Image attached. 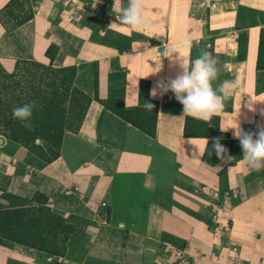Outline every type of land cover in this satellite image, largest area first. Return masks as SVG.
Here are the masks:
<instances>
[{"label":"crops","instance_id":"obj_1","mask_svg":"<svg viewBox=\"0 0 264 264\" xmlns=\"http://www.w3.org/2000/svg\"><path fill=\"white\" fill-rule=\"evenodd\" d=\"M10 1L0 0V11ZM19 1L16 13L34 15L9 30L0 21L4 68L21 59L74 67L75 84L98 98L50 160L37 135L14 122L10 139H0V210L41 206L40 194L64 216L97 222L105 238L76 246L72 235L56 261L0 244V264H264V169L242 162L231 129L236 120L245 131L264 127V0H143L146 24L137 30L116 21L126 0ZM185 39L192 47L180 50L183 59L202 50L215 58L214 87L240 82L208 122L182 115L171 92L151 95L157 80L180 71L179 54L163 58L164 46ZM118 97L143 122L101 102ZM216 137L232 160L212 151ZM11 143L16 151L1 150ZM76 247L87 255L69 257Z\"/></svg>","mask_w":264,"mask_h":264},{"label":"trees","instance_id":"obj_2","mask_svg":"<svg viewBox=\"0 0 264 264\" xmlns=\"http://www.w3.org/2000/svg\"><path fill=\"white\" fill-rule=\"evenodd\" d=\"M16 2L19 0H11L0 11V21L8 30L17 27L34 15L33 11L24 15L16 13L15 9L20 11L22 8V4L15 7ZM11 20L14 22L10 23ZM263 44L264 29L262 46ZM50 56L53 60L54 56ZM70 71H72L71 75ZM75 75L74 67H56L53 63L45 64L26 59L18 60L15 69L8 71L0 61V122L13 117L14 108L24 104H34L31 128L41 137L43 133L51 136V131L56 130L53 120L58 121L56 124L61 126V132H63L71 131V128L76 126V119L79 118L77 122L80 128L91 101L98 97L93 98L80 89L75 84ZM118 101L124 111L129 113L135 111V109L126 108L122 98ZM101 102L125 119L137 124L125 112L115 108L111 104L114 101L101 100ZM65 113H67L66 119ZM38 202L41 206L0 210V244L11 248L24 245L45 253L47 258L63 256L68 241L74 234L71 218L75 216H64L62 212L47 206L46 201L38 200ZM39 258L44 256L39 254Z\"/></svg>","mask_w":264,"mask_h":264},{"label":"clouds","instance_id":"obj_3","mask_svg":"<svg viewBox=\"0 0 264 264\" xmlns=\"http://www.w3.org/2000/svg\"><path fill=\"white\" fill-rule=\"evenodd\" d=\"M120 27L127 26L128 29L137 30L145 27L146 21L143 15V0H126V4L121 6L119 16L116 17ZM114 21L110 26H114ZM192 42L182 40L165 45L161 55L163 58H173L174 53L179 56L175 58L174 64L178 62L180 71L174 77L161 78L154 84L151 95L163 97L171 92L182 106V115L191 116L205 122L211 120L213 115L219 113L224 108V102L239 88V80H224L213 86L217 80L220 69L217 67L215 58L208 51L202 50L200 54L192 60L183 59L180 50H190ZM162 67L156 65L158 73ZM34 104H24L13 109V118L22 122L25 128H31V117ZM145 107L153 109L154 105L148 102ZM264 115V112L261 113ZM233 136L239 141L242 150V162L252 171L264 169V127L257 125V131H245L235 122L231 128ZM223 132L224 130L221 129ZM208 146V138H206ZM212 151L218 159L229 161L233 158L229 155V150L221 143V138L212 139Z\"/></svg>","mask_w":264,"mask_h":264},{"label":"rangeland","instance_id":"obj_4","mask_svg":"<svg viewBox=\"0 0 264 264\" xmlns=\"http://www.w3.org/2000/svg\"><path fill=\"white\" fill-rule=\"evenodd\" d=\"M21 4L22 3L20 1L14 3L15 7L16 6H20ZM11 26H12V24H11ZM49 54L54 56V49H51L49 51ZM71 72L72 71L69 72L70 75H71ZM119 98L120 97L113 98L112 100H109V101H111V102L114 101L111 104L114 105V107L117 108L118 110H120L122 112H125V114L129 118H131L132 120H134V121H136L138 123L143 122V119L141 117L142 111L141 110H137V111L130 112V113L124 111V109L122 108V105L119 104V101H118ZM64 118L65 119L67 118V113H65ZM78 120H79V118L76 119V122H75L76 126L72 127L71 131H63V132H61V126H58L56 124V122H58V121L57 120H53V126H54V128L56 130L55 131H51V134H52L51 136H48V134L43 133V137H41L35 131H33L32 128H28V129L31 130L32 132H34L37 135V137L42 142V145H45L47 147V149L43 148L42 150L46 152V155L49 157L48 160H50L53 157H56V155H54V153H56L57 150H60L62 148V146L66 143V140L68 139V137L73 135V133H77L78 132V129H79V127H78L79 123L77 122ZM14 122H17V123H19V124H21L23 126V124L20 121L14 119L13 117H8L4 121L0 122V139H3L4 143L7 140V138L10 139L7 136V134H8L7 132L11 133L13 130H16V129H13L14 127H16V124H14ZM64 124H63V126H64ZM11 138L13 139V138H18V137H17V135H14ZM13 145L14 144H12V143L9 144V145H6L1 150L4 151V152L9 151L12 148ZM35 149H36L35 150L36 153H38L37 151H40L39 149L37 150L36 146H35ZM12 150L16 151V148H12ZM27 151L31 152L28 149H27ZM32 151H34V150H32ZM17 154L23 155V156H27L28 158H30L28 155H25L26 153L23 152V151H20V152L17 151ZM5 179H6L5 177L2 178L1 182L5 183L6 182ZM40 196H41L40 194H36L34 196V198L42 200V198H41L42 196L41 197ZM55 210L58 211V212H63V211H61V210H59L57 208H55ZM65 215L66 216H71L73 214L65 213ZM71 220H72V223H73L72 230L74 231L73 239H75V242H76L75 245L76 246L80 245L79 244L80 242L85 244V242L88 241V240H91V241L94 242V241H102L105 238L104 237V233L102 231H99L98 233L94 232V230H96V228H99L97 226V222H95L94 220L86 218V217H82V216L76 217V215H75V218H71ZM114 234H115L114 239L120 240L122 238L119 233H114ZM22 250L28 251L29 253H32V254L36 255L37 259L39 258V254L43 255L44 259L47 257V256L45 257V255H46L45 253H41L37 249L23 248ZM87 250L88 249L86 247H76L74 249V251H73V254H68V256L71 257V258H79V257L82 258V257H85L87 255ZM96 250H97V248L91 247V251L92 252H94ZM65 252L63 254H65ZM50 258H53V261H56L58 259L57 256L56 257L55 256H51Z\"/></svg>","mask_w":264,"mask_h":264}]
</instances>
